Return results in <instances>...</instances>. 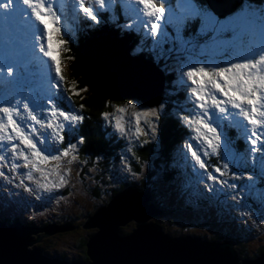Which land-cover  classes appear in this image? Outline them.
Instances as JSON below:
<instances>
[{
    "label": "snow or ice",
    "instance_id": "snow-or-ice-1",
    "mask_svg": "<svg viewBox=\"0 0 264 264\" xmlns=\"http://www.w3.org/2000/svg\"><path fill=\"white\" fill-rule=\"evenodd\" d=\"M93 3L97 7H93ZM117 3L121 9L135 5L133 11L137 23H131V18L126 15L122 17L115 6ZM72 8L82 12L84 18L93 24H99L104 19L112 21L117 29L142 31L145 38L151 39L153 63L163 71L170 72V64L180 62L175 53L194 47V37L214 39L229 35L228 46L218 53L226 59L219 63L197 61L186 65V71L182 72L186 81H178L184 84L193 98L195 109L199 110L198 118L183 119L195 125L193 131L197 132V140L205 146L204 155L220 156L223 163L208 171L198 154L199 149L188 145L187 151L195 164L204 170L207 180L213 185H220L219 189L207 186L209 192L223 191L225 186L237 190L233 206L247 209L250 207L248 201H255L260 206V215L264 217V187L258 186L264 184V3L256 5L241 0L231 18L225 19L216 14L213 0H184L175 9L170 0H127V4L125 0H87V6L86 0H73ZM58 11L54 0H0V18L6 24H20L31 31L36 41L33 47H39L43 56L49 58L54 73L47 77L46 93L40 88L39 94L26 95L22 89L28 86L29 80H23L12 66L0 67V83L3 84L0 94V142L6 141L4 146L10 145L11 156L23 160V168L29 169V173L24 174L26 179H33L31 172L40 174L45 182L39 187L45 190L67 183L64 175H58L59 165L49 168V162L68 156L70 151L75 153L78 145L84 142L83 136L74 137L76 143L67 139L83 117L64 110L59 103L58 93L63 91L60 85L65 79L61 74L59 52L66 41L59 38L62 30L57 25L62 18L57 15ZM101 12L106 15L101 17ZM33 18L42 28L33 23ZM169 25L173 27L172 34L168 31ZM44 37L47 50L42 42ZM163 108L164 105L160 104L135 112L138 136L148 135L149 132L159 135V126H154L153 122L158 121ZM24 113L42 131L32 125H24ZM104 115L107 118V114ZM141 115L150 118L145 120L147 128L140 126ZM61 117L62 120L59 119ZM116 127L123 131L119 121ZM226 128H236L242 133L249 145L243 155L233 151L232 139ZM7 129L11 131L5 136L3 133ZM13 139L18 140L23 148L18 150ZM62 143L65 146L58 148L57 145ZM6 159L0 156V160ZM11 167L15 171L19 165L12 163ZM241 168L247 171H239ZM228 175H231L232 182L221 179ZM0 176L4 173L0 172ZM57 176L58 182L50 179ZM241 179L246 182L239 185L234 182ZM25 190L30 189L25 186Z\"/></svg>",
    "mask_w": 264,
    "mask_h": 264
},
{
    "label": "rangeland",
    "instance_id": "rangeland-1",
    "mask_svg": "<svg viewBox=\"0 0 264 264\" xmlns=\"http://www.w3.org/2000/svg\"><path fill=\"white\" fill-rule=\"evenodd\" d=\"M125 2H127V0H125ZM115 6L118 9L120 7L119 11L123 13L124 10H121V5L119 3H117ZM133 8H135V5L127 7L130 12H134ZM128 14L125 13L126 17H129ZM77 18L78 21L81 22L79 27L83 28V21H81L79 16ZM131 18L136 19L135 13L134 15L131 14ZM87 23L92 24L88 21ZM87 23H84V25ZM110 23H112V21H110ZM69 27L73 26H67V28ZM84 28L89 29V26ZM76 31L77 30L74 29V32ZM168 31L170 34L173 33L169 28ZM114 32V36L119 38L123 37L124 41L128 45L132 46L128 40H133L135 45L137 44L136 37L133 36V38L130 37L131 39H128L126 34H122L118 30H114ZM73 37L76 38L75 33H73ZM23 39H25L24 36ZM28 41H30V37H28ZM117 42L121 43L119 40H117ZM143 44L144 43H142V45ZM192 44L194 45L193 41ZM0 47V67H13L15 64H17L20 67L24 66L26 73L29 74L31 72L32 64L29 61L31 50L33 48L31 47V44H23L20 47L19 54L22 61L17 56L19 63L13 62L10 57L7 56L8 54L7 52L5 53L1 43ZM45 47H47V42L45 43ZM191 49H193V47L186 48V53H188L190 59L195 57ZM34 58L36 61L47 59V57H44L42 53L40 56L35 54ZM150 58L148 61H151ZM59 60L60 62L64 61L65 65H67L65 57L62 56L60 52ZM48 63H51V61ZM181 64L182 63H179V65H177L180 67L181 72L186 71V67H181ZM174 65H176V63H174ZM42 72H44L43 74H53L52 66L49 64L46 65ZM181 77L183 78L182 73ZM21 78L23 80H29L28 86L22 89L24 94H39V90L36 89L39 88V86L35 84V88L34 86L30 85L32 82L29 79V75L23 74ZM42 84L45 83L42 82ZM45 87L44 88L47 91V84ZM187 96L189 101L191 102L192 100L193 103V98H191L189 92ZM135 100L138 105H144L140 100ZM130 106L131 107H128L127 104L122 105L121 108L124 109L123 113H120L118 110L116 114H113L110 117L109 121L113 130H115L117 133H120L121 136L124 137L126 144L124 145L123 150L127 154L129 149L132 148L131 141H137V124L135 112L139 111L140 109H147L146 105L140 109H137L134 104H130ZM147 107L155 108L157 106L148 105ZM191 114V117L198 118L199 110L195 109V111ZM24 116V125H32L33 127L40 129L39 125H35L32 121L26 118V113H24ZM142 116L143 115H141V117ZM45 119H47V117H45ZM59 119L62 120L63 118L61 117ZM117 121L120 122L123 131L117 130ZM153 123L155 126V121ZM194 127L195 125H192V128ZM142 128H145V126L143 125ZM40 130L42 131V129ZM10 131V129H7L3 135L7 136L8 132ZM149 135L152 136V133L149 132L148 135L141 136L148 137ZM197 135V132L193 131L192 136L188 141V145H192L194 148L199 149L198 154L206 163L208 171H212L214 167L220 166L223 161L220 159V156L217 155L205 156V146L203 145L202 141L197 140ZM12 142L18 145V150L23 148L22 145H19L18 140L13 139ZM5 143L6 141L0 142V156L7 157L6 160H0V172L4 173V176H0V218L5 220L7 224L16 221H22V224H29L30 226H36L38 228H44L51 223L60 224L63 221L68 222L74 220L72 226L76 227L75 229L54 233L47 237L41 238L42 242H36L35 244L33 243L31 246H29V248L39 247L42 249L44 255L53 258L67 261H83L86 254L85 246H83L82 241L87 240L90 234L96 231L95 228L86 229L81 227V225H83L85 222V218L92 214L96 210V207L102 206L106 201L109 200L111 188L118 186L121 182H141L143 180V173L135 172L131 167L129 163V161H131V159H129V154L128 156L126 154L122 155V158L118 159L115 165L109 163L104 169L96 164L95 161H93L95 163L92 164L91 160L87 156L82 155L79 144L75 153L70 151L68 156H61L58 161H50L48 164L49 168L58 164V175H64L67 183H62L59 188L50 187L48 190H45L39 187L40 183L45 182L39 173L31 172L30 174L33 176L32 180L25 178L24 174L29 173V169L23 168V160L11 156V147L10 145L5 147ZM57 147L62 148L61 144L57 145ZM186 152L188 156L187 161H189L191 165H194V172L199 178H192V182L187 179L186 181L183 179H180V181L176 180L174 185H172L165 179L163 180L164 182H160L157 175H154L152 184L154 185V188L157 192L155 201L166 208L168 207V209H166L167 212L158 216L156 219L161 221L166 232L170 233L171 235L184 234L200 236L203 239L210 241L214 240V236L225 237L223 239H215V241L234 237L238 243L241 242L244 245V253L249 256L248 258L252 259L257 257L260 254H258L259 249L264 246V217L260 215L259 204L248 201L250 207L247 209L234 207L233 205L235 201L233 200V196L237 190L230 189L227 186L224 187L223 191L209 192L207 190V193L199 192L200 188L197 186L196 182L203 181V179L206 180L208 186H213L216 189H219L220 185H213L212 181L207 180L204 170L200 169L199 166L195 164L191 157V153L188 152L187 149ZM73 156H75V158H73ZM212 156L214 157L212 158ZM98 159L100 161V156ZM12 163H17L19 165L17 170H12ZM65 170H67L66 173ZM238 170L241 172H246V169L241 168ZM50 179L56 180L58 182V176L52 177ZM221 179L232 182L231 175L221 177ZM243 180L244 179H241V181ZM239 181L240 180H236L234 182L238 185L243 184ZM168 183H170V185ZM25 186H27L30 190L26 191ZM153 199L154 196L152 200ZM133 228L134 222H130L126 226L122 227V233H129ZM43 233L44 231L37 232L36 235L31 234V237H41V234ZM235 245L237 247L236 249L238 250L239 247L236 242ZM240 258L247 259L241 254Z\"/></svg>",
    "mask_w": 264,
    "mask_h": 264
},
{
    "label": "water",
    "instance_id": "water-1",
    "mask_svg": "<svg viewBox=\"0 0 264 264\" xmlns=\"http://www.w3.org/2000/svg\"><path fill=\"white\" fill-rule=\"evenodd\" d=\"M171 1V0H170ZM241 0H213L216 14L233 13ZM116 38L122 44L114 40ZM77 71L88 89L101 100L137 99L158 106L163 100L166 78L161 68L114 35L89 37L78 44ZM152 201L149 189L131 184L85 218L82 228H95L86 241L88 260L67 261L46 256L41 238L73 230L74 220L51 223L44 228L8 225L0 219V264H264V251L241 259L232 240L210 241L200 236L171 235L158 216L166 213ZM134 222L129 233L122 227ZM44 231L41 237L31 234Z\"/></svg>",
    "mask_w": 264,
    "mask_h": 264
},
{
    "label": "trees",
    "instance_id": "trees-1",
    "mask_svg": "<svg viewBox=\"0 0 264 264\" xmlns=\"http://www.w3.org/2000/svg\"><path fill=\"white\" fill-rule=\"evenodd\" d=\"M249 1L254 4L264 3V0ZM100 15L101 17H104V15L106 14L104 12H101ZM102 20L104 21V19ZM102 20L100 23H102ZM107 23L111 25L110 22ZM109 25H107L106 28L110 33L112 31V28ZM102 28V25L98 27V32L96 31L98 35L104 33L101 31ZM61 30L62 35L59 38L64 39L66 43L60 46V53L65 57L67 65H65L64 61L60 62L61 74L65 79L60 85L63 91L58 93L60 97L59 103L64 110L78 113L83 117V120L75 125V131L72 132V135L68 136L67 139L72 140V142L74 143L76 142V139H74V137L83 136L84 142L80 143V152L82 155L87 156L91 160L92 164L96 162V164L105 169L109 163L115 165L116 161L122 158V155L126 154L128 156L129 154V159H131L129 163L131 167L135 172L143 173V180L141 182H121L118 186L111 188L109 200L106 201L102 206L106 205L119 190L123 189L129 184H137L139 187L146 188L151 191L152 198L154 196V199L152 201L155 202L158 207L163 210L168 209V207L166 208L155 201L157 192L154 188V185L152 184L153 176L157 175L160 182H164L163 180L165 179L172 185H174L176 180L180 181V179H183L186 181L187 179L192 182V178H199L194 172V165H191L190 162L187 161L188 156L186 149L188 146V141L192 136L193 128L192 125L187 122V120L183 119V117L192 116L191 113L195 111V105L192 103V100L191 102L189 101L187 96L188 91L185 90L184 84L178 82L181 80L186 81V77H181L182 72L180 67L177 65H179V63H182L181 67H183L189 64H194L197 61H212L213 63H219L221 60L226 59L225 57L219 56L218 53L221 49L228 46V43L230 42L229 35H220L215 37L214 39H209L207 36L194 37L192 40L194 42V47L191 50L193 51L195 57H192L191 59L188 53H186V49L175 53V55L180 58L181 62L176 63V65H174V63H171L170 72L162 70L166 78V84L165 91L163 93V100L161 102L164 105V108L161 110L158 121H155V125L158 124L159 126V135L152 134V136L149 135L148 137L137 135V141H131L132 148L131 151H129L127 154L123 150L124 145L126 144L124 137L121 136L120 133H117L115 130H113L109 122L110 117L113 114H116L122 105L127 104L128 107H131L130 104H134L137 109L145 107V105H138L135 99L117 102L110 100H101L93 95L88 89H86L85 83L77 71V58L78 44L82 42L84 40L83 38H86L88 34L84 33L85 31H83L81 32L83 33V35L81 34L83 38L78 35L76 38H74L71 28L68 30L61 27ZM134 30H132V32H135ZM140 32L141 36L145 38L143 36V32ZM171 32H173V28L171 29ZM133 34H126V37L128 39H131L133 38ZM135 37H138L140 40V35L137 34L135 35ZM185 38H187V35H185ZM146 40L150 41L151 39H145V42ZM128 41L132 44V47H136V50L140 49L137 48L133 40ZM149 48L150 47H146L144 44L141 47L142 50H147L149 53V55L147 56L151 57ZM64 49H67V51H65ZM158 51L159 48H157V52ZM53 92H57V89H54ZM66 97H70V99H67ZM146 108L149 107H147L146 105ZM119 112L123 113L121 111ZM104 114H107V118ZM146 119L150 118L140 116L141 127H143L144 125L145 128H147V125L145 124ZM226 132L232 139V149L236 154L243 155L249 145L246 143L242 133L239 132L236 128H226ZM61 146L63 148L65 144L62 143ZM99 156L100 161L98 159ZM213 157L214 156H212V158ZM239 182L245 183L246 181L244 179L243 181L240 180ZM170 183L168 184L170 185ZM196 183L200 188L199 192L207 193L208 184L206 183V180L203 179V181H198ZM258 186L264 187V184H258ZM250 201L252 200H249V202ZM252 202L254 203L255 201ZM97 208L98 207H96V209ZM213 238L215 240L223 239L225 237L214 236ZM227 239L235 240L234 237H230ZM86 241L87 240L82 241L83 246H85V254ZM236 243L238 244V250L240 254L244 258H248L249 256L244 253V245L241 242L238 243L236 241ZM263 251L264 246L259 249L258 254L262 253ZM87 260L88 257L86 254L83 261L85 262Z\"/></svg>",
    "mask_w": 264,
    "mask_h": 264
},
{
    "label": "bare ground",
    "instance_id": "bare-ground-1",
    "mask_svg": "<svg viewBox=\"0 0 264 264\" xmlns=\"http://www.w3.org/2000/svg\"><path fill=\"white\" fill-rule=\"evenodd\" d=\"M33 23H36L38 27L40 26V25H38V22H36V21L34 20V18H33ZM11 32L13 33V35L17 36V33H16V30H15V27H13L12 25L6 27V29H5V34L11 33ZM23 36L25 37V39H24L25 44H26V45L31 44V47H33V45L36 43V41L34 40V37L32 36L31 31H28V32L24 33ZM28 37H30V41H28ZM114 40L117 42L116 38H114ZM118 43H119V42H118ZM119 44H122V43H119ZM134 52H136V51H134ZM32 54H36L37 56H40V55H41V52L39 51V48H38V47H35V48H34V51L32 52ZM8 190H9V189H8ZM21 204H22V203H21ZM21 204H20V205H21ZM0 210H1V208H0ZM34 244H35V243H34ZM260 254H261V253H260ZM260 254H259V255H260Z\"/></svg>",
    "mask_w": 264,
    "mask_h": 264
},
{
    "label": "clouds",
    "instance_id": "clouds-1",
    "mask_svg": "<svg viewBox=\"0 0 264 264\" xmlns=\"http://www.w3.org/2000/svg\"><path fill=\"white\" fill-rule=\"evenodd\" d=\"M1 219V218H0ZM1 220H3V219H1ZM3 221H5V220H3ZM16 222H18V221H16ZM13 223H15V222H13ZM8 225H10V224H8ZM224 240H231V239H224ZM233 241V240H232ZM236 246V245H235ZM237 248V247H236ZM41 249V248H40ZM238 251V250H237ZM239 252V251H238ZM43 253V252H42ZM239 256H240V254H239ZM74 261V260H73ZM82 262H84V261H82Z\"/></svg>",
    "mask_w": 264,
    "mask_h": 264
}]
</instances>
